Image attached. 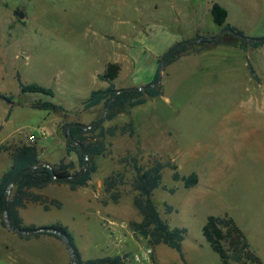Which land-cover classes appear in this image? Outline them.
<instances>
[{"label": "rangeland", "instance_id": "374dc122", "mask_svg": "<svg viewBox=\"0 0 264 264\" xmlns=\"http://www.w3.org/2000/svg\"><path fill=\"white\" fill-rule=\"evenodd\" d=\"M212 2L227 10L226 23L243 36L264 37V0H0V92L13 96L12 105L0 100V125L4 124L0 144L8 148L0 150V164H10L13 149L24 144L37 145L41 162L70 161L57 145L65 144L63 117L34 109L40 97L21 94L17 76L23 84L50 89L68 114L83 113V123L88 125L104 109L100 105L83 112L79 99L58 92L72 75L78 76L82 94L104 87L105 81L97 76L107 63L120 66L114 81L118 89L150 83L172 45L221 32L211 20ZM174 37L178 40L171 44ZM219 38L223 45H205L202 50L193 45L164 66L161 98H148L146 104L102 123L104 128L131 123L135 135L105 138L108 149L94 159L97 171L88 182V192L91 199L112 204L110 209L127 218L128 227L130 222H140L141 216L132 203L134 171L124 157H135L146 168L155 161L172 162L181 176L198 175V184L184 189L172 180L169 168L162 171V185L175 192L158 188L153 200L169 226L187 232L182 242L184 262L175 250L158 245L159 264H221L202 234L210 216L231 219L264 264V44L254 48L230 33ZM51 118L56 122L54 136ZM71 155L77 165L76 155ZM116 172L123 174L125 184L119 187V202L113 204L103 180ZM45 194L58 200L61 208L29 207L25 217L36 228L55 222L76 226L74 195L52 187ZM165 204L173 207L171 214H165ZM97 211H88L89 259L101 255L98 249L109 237V223H102V212ZM222 230L228 234L226 228ZM229 236L223 247L232 253ZM133 237L126 236L123 248L135 253L145 250L147 241ZM51 252L35 244L16 250L17 255L32 258L51 256Z\"/></svg>", "mask_w": 264, "mask_h": 264}, {"label": "trees", "instance_id": "16d2710c", "mask_svg": "<svg viewBox=\"0 0 264 264\" xmlns=\"http://www.w3.org/2000/svg\"><path fill=\"white\" fill-rule=\"evenodd\" d=\"M209 12L212 23L215 26L222 28V30L230 29L234 33L243 35L241 30L226 23L227 10L219 3L212 2ZM201 38V44L192 42L181 45L171 54L165 65L172 63L180 55L186 53L193 45H198L200 50H202V47L205 45H223L220 38L217 39L215 36L211 38L201 36ZM263 44L264 42L251 43V46L257 48ZM172 46L168 50H170ZM248 69L250 75L255 79L253 69L251 67H248ZM119 71L120 66L117 63H107L104 72L97 77L100 80L107 82L108 86L104 89L92 91L89 96L81 102L83 112L94 109L100 105H102L104 109L116 92L122 90L116 88L114 83ZM16 78L18 80V87L21 94H31L40 97V99H38L32 106L34 109L49 113L62 112L63 115L68 114L67 110L55 101L50 89L37 84H23L20 82L18 76ZM158 78L159 71L157 67L150 83L157 81ZM162 94V84L146 89L143 92L121 91L111 103L104 120L98 123L94 128L85 132L81 127L72 126L69 130V135L77 145L64 136V151L66 155L72 153L76 155L77 165L73 161L65 162L63 159L55 164L41 162L36 144H24L15 147L11 153L10 166L0 177V226L7 229L2 217L4 194L7 186L17 173L29 167L33 168L30 171L24 172L13 186L10 197L5 202L7 216L13 228L20 231H30L36 227L34 225H24L19 213L20 209L26 208L30 203L40 204L43 206L44 210H48L51 206L61 208V203L58 200L34 194L31 192V189H42L50 184H55L67 185L69 189L73 191L79 187L87 186L88 182L91 180V176L97 171V165L94 161L95 157L102 156L107 152L108 145L105 142V138L115 137L116 135H127L131 138L135 135L131 123L119 127L110 126L107 128H104L102 123L106 120H112L121 113H125L128 108L143 105L148 98H157L162 96ZM0 100L12 105L13 96L0 92ZM11 108L12 107L8 110L7 117L10 115ZM99 118L100 117L91 121L88 125L94 124ZM78 145L83 148V153L80 151ZM0 150H8V148L0 146ZM84 155L88 158V165L84 173L78 179L72 178L67 180V177H73L77 174L83 163ZM122 160L127 162L128 164L126 165L130 166L134 171L131 190L135 192V195L132 198V203L141 216L140 222H130L129 224V228L133 232L134 237L143 238L147 241L148 246L152 248L158 245H165L168 248L175 250L179 255V259L184 262L182 242L185 239L187 230L181 227L169 226L166 220L161 217L157 209V205L153 200V192L158 188L168 191L171 194L175 192L174 188L168 189L166 186L162 185V171L165 168H169L172 171V180L174 182H181L184 189L192 188L198 184L199 178L197 173L192 172L187 176H181L177 171V165L172 162L163 164L160 161H155L152 166L146 168L139 165L135 157L130 158L127 156ZM124 184V176L119 172L112 173L104 178V192L113 204L119 202L122 196L119 192V187ZM106 203L107 202H103L102 204L105 205ZM164 207L165 214H171L174 211L173 207L170 205L165 204ZM49 227L66 235L74 248L76 264H124V258L129 255V253H124L122 255L83 260L75 245L73 235L69 232L66 226L60 223H54ZM222 227L228 230V234L223 232ZM202 234L209 243L211 249L218 254L221 264H246V260L253 264H261V261L252 254L245 236L237 227H235L231 219L212 216L208 217L205 225L202 227ZM39 235H47L61 241L57 235L51 233H39L33 237H38ZM226 235H230L229 247L232 249V253H228L223 247V241L226 239ZM18 237L21 239L30 238L29 236Z\"/></svg>", "mask_w": 264, "mask_h": 264}, {"label": "crops", "instance_id": "0c3cea01", "mask_svg": "<svg viewBox=\"0 0 264 264\" xmlns=\"http://www.w3.org/2000/svg\"><path fill=\"white\" fill-rule=\"evenodd\" d=\"M176 40H178L176 37L172 38L170 41L171 44H173ZM97 74L98 72L94 73V78L96 79H97L96 77ZM104 83L105 85L101 89H104L107 87V83L106 82ZM78 84H79L78 76L72 75L70 82H68L67 86L63 88V91H58V92H62L65 95H68V97H70L72 100L79 99V102H82L84 99H86L89 96V94L92 91L82 94L80 87H78ZM162 84H163V80H162ZM149 99H156V98H149ZM51 125H52V134L54 136V134H56V122L54 121V118H51ZM3 131H4V124H1L0 133H2ZM9 138L10 136H8L4 141H6ZM51 143H54V139H52ZM58 144L61 145L60 147L64 149L65 144L62 145L61 142L57 143V145ZM66 156L70 158V161H73V156L71 154L66 155ZM9 166L10 164H0V177L7 170ZM50 187L66 190V191H69V193H72V195H74L73 196L74 198L71 201V205L73 206L75 210L76 216H78L77 225L72 227L71 224L67 225V223L65 222L60 223V224L66 226L69 232L73 235L75 245L83 260L89 259V257H87V254L89 252L91 245L89 241L90 238H88V236L86 237L87 235L86 232H88L86 231V226H87L86 224L88 221V211L94 208H97L98 210H100V211H97L98 214L99 212H102L101 218H100L102 223L104 222L109 223V227H110L108 230V233H109L108 241L104 242L103 245L100 246L98 249L101 255L96 256L94 258L122 255L124 253H134V251L132 250H127L123 248V243L125 241L126 236L131 235L133 237L132 231L128 227L127 218L123 219L122 217H119L117 215V211L116 212L112 211L110 209V205L112 204L103 205L101 202L97 201L96 199H93V198L91 199V195H90L91 193L89 194L88 192V191H91V189H90V186H88V184L85 187H79L73 191L70 190L67 185L50 184L42 189H31V192H33L34 194L47 196L45 193H47V189ZM29 207L42 208V206L40 204L30 203L26 206L25 209L19 210V213L23 220L24 225L36 226L34 223L31 222V220H29V218L25 217L26 212L24 213V211L28 209ZM80 216H81V219H79ZM117 220H119V223H116ZM55 223H58V222H55ZM44 224L45 225H42V226H50L54 223H44ZM31 244L44 245L45 247H47V249L50 248L52 250L51 253L53 255L38 256L37 258H32V257H24V256H20L16 254L17 249L25 248L26 246H30ZM155 249L156 247L154 248V251ZM33 261L35 262V264H69V254H68L66 247L63 245V243L55 239L54 237H50L47 235H39L38 237H30L29 239H21L17 235L10 232L9 230L2 228L0 226V264H27L28 262H30V264L31 263L33 264Z\"/></svg>", "mask_w": 264, "mask_h": 264}, {"label": "water", "instance_id": "95a60500", "mask_svg": "<svg viewBox=\"0 0 264 264\" xmlns=\"http://www.w3.org/2000/svg\"><path fill=\"white\" fill-rule=\"evenodd\" d=\"M17 16L19 19L23 18V14L22 12H18ZM224 33H230L233 36H235L236 38H239L243 41L246 42H251V43H262L264 42V37L262 38H256V39H251L248 37H245L243 35H239L237 33H234L233 31H231L230 29H223L221 32H219L215 38H219L222 34ZM192 42H196L198 44L202 43V38L201 36H197V37H193L190 39H186V40H182L180 42L175 43L172 48L170 50H168L166 52V54L162 57V59L160 60L159 66H158V71H159V78L157 81L153 82V83H149L146 85H142V86H135V87H127V88H122V90H118L116 92V94L114 95V97L110 100L109 104L104 108L102 114L100 115V118L97 122H95L92 125H87L83 123V119H84V114L83 113H79L77 116L71 115V114H65L63 115L62 112H58V116H62L64 121H65V125L62 128V134L63 136L67 137L68 139H70L73 143H75L77 145V143L72 139V137L69 135V130L72 126H78L81 127L85 130V132H87L88 130L94 128L98 123L102 122L105 118V115L111 105V103L115 100V98L117 97V95L121 92V91H128V92H143L146 89L155 87L157 85H161L162 84V80H163V68L168 60V58L171 56V54L178 49L181 45H185L188 43H192ZM80 151L83 153V148L81 146H79ZM88 165V158L86 155H84V159H83V163L81 164L77 174L73 177H67V180H70L72 178L74 179H78L85 171L86 167ZM32 167L26 168L22 171H20L19 173H17L14 178L11 180L10 184L7 186L6 190H5V194H4V206H3V221L4 224L7 228V230H9L10 232H12L13 234L17 235V236H29V237H33L36 234L39 233H51L54 235H57L61 242L63 243V245L66 247L68 254H69V264H76V258H75V251L74 248L71 245V242L68 240V238L66 237V235H64L63 233H61L60 231L50 228L49 226H44V227H38L35 229H32L30 231H20L17 230L15 228H13V226L11 225L8 216H7V211H6V207H5V202L8 200V198L10 197L11 191L13 186L16 184L17 180L20 178V176L26 172V171H30L32 170Z\"/></svg>", "mask_w": 264, "mask_h": 264}, {"label": "built area", "instance_id": "2783aa9c", "mask_svg": "<svg viewBox=\"0 0 264 264\" xmlns=\"http://www.w3.org/2000/svg\"><path fill=\"white\" fill-rule=\"evenodd\" d=\"M28 139L33 140V136L28 137ZM124 264H159V261L157 260L154 249L147 245L145 250L129 253L124 258Z\"/></svg>", "mask_w": 264, "mask_h": 264}]
</instances>
